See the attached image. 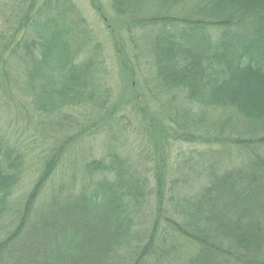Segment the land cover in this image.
I'll use <instances>...</instances> for the list:
<instances>
[{
	"label": "trees",
	"instance_id": "trees-1",
	"mask_svg": "<svg viewBox=\"0 0 264 264\" xmlns=\"http://www.w3.org/2000/svg\"><path fill=\"white\" fill-rule=\"evenodd\" d=\"M108 3L116 101L74 0H0V264H264V0Z\"/></svg>",
	"mask_w": 264,
	"mask_h": 264
},
{
	"label": "rangeland",
	"instance_id": "rangeland-1",
	"mask_svg": "<svg viewBox=\"0 0 264 264\" xmlns=\"http://www.w3.org/2000/svg\"><path fill=\"white\" fill-rule=\"evenodd\" d=\"M74 2L77 4L79 11L82 13L83 17L91 24V26L94 28V30L98 33L100 38L104 41V46L105 49L108 51V59H109V66L110 70L112 72L113 76V82H114V99L115 101L119 99V94L121 91V69L120 66L121 64V58L122 56L120 54H116L115 51H118V49L115 46H118V43H121L124 40V36L122 33L119 32L118 30V24L117 21L114 19V15L109 9V3L108 0H74ZM100 6L103 9L104 14L96 10V8H99ZM108 16L109 22L112 24V33L110 29L107 27L105 21H103L104 16ZM108 24V23H107ZM117 42V44H116ZM124 42V41H123ZM116 57L114 56V54ZM129 50V54H130ZM130 59H132V56H130ZM134 78L136 82L137 80V73L134 71ZM139 79V78H138ZM140 80V79H139ZM124 86H122L123 89ZM137 90L141 92V88H139L138 84L136 86ZM130 87L127 85L125 87V92L123 90L122 96H124L123 100H128L130 97ZM121 98V97H120ZM132 138L129 139L128 135L125 136L123 141H125V144L122 147H116L118 148L121 152L132 154L134 146L132 143L136 140L135 136L132 134ZM135 139V140H134ZM108 139H105V136L103 138H98L97 140L94 141L93 149L94 152L98 153L100 148H104L105 146L103 145L104 141H107ZM112 144H115L114 141H111ZM111 144V145H112ZM114 146V145H112Z\"/></svg>",
	"mask_w": 264,
	"mask_h": 264
}]
</instances>
